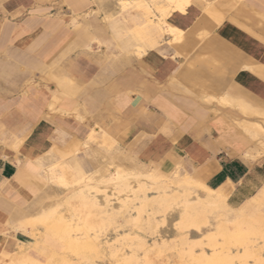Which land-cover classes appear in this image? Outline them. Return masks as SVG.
Segmentation results:
<instances>
[{"label": "crops", "instance_id": "1", "mask_svg": "<svg viewBox=\"0 0 264 264\" xmlns=\"http://www.w3.org/2000/svg\"><path fill=\"white\" fill-rule=\"evenodd\" d=\"M114 6L0 0V264H26L24 249L36 256L27 225L44 208V172L58 151L89 156L93 130L119 142L120 164L221 189L232 211L264 202L253 141L264 126V0H190L169 14L181 41H146L140 58L124 45L130 32L112 25ZM142 13L158 26L152 3ZM95 38L110 39L116 56L96 54ZM67 165L87 175L75 155Z\"/></svg>", "mask_w": 264, "mask_h": 264}, {"label": "rangeland", "instance_id": "2", "mask_svg": "<svg viewBox=\"0 0 264 264\" xmlns=\"http://www.w3.org/2000/svg\"><path fill=\"white\" fill-rule=\"evenodd\" d=\"M114 3V7L107 9L117 17L112 25L130 32L132 38L124 45L132 56L140 58L135 51L137 47L145 54L146 41L150 46L161 41L160 46L169 48V34H163L157 25L149 26L142 13L144 8L149 10L150 4L143 1L139 10L129 6L122 13L125 20L117 0ZM140 17L141 21H132ZM135 26H139L138 33L134 32ZM110 41L95 38L91 39V45L94 43L99 56L113 58L118 50L110 47ZM255 127L258 134L253 135L257 144L254 145L257 149L263 147L264 153V139H260L264 138V131ZM89 139L93 142L89 156L85 149H64L56 153V159H51L57 161L58 167L55 173L47 169L43 211L27 225L37 253L31 257L29 249H24L21 256L29 260L26 264H264V202L256 203L257 206L248 203L238 212L221 204L201 210L202 204L197 202H202V183L179 173L167 176L154 171L153 176L150 168L141 171L120 164L117 140L103 145ZM73 155L82 162L87 175H80L67 165ZM125 162L128 161L121 163ZM117 169L123 178L115 179ZM174 176H179L178 181L182 182H176ZM185 179L199 184L201 190L199 187L195 190L197 186L190 189L193 186L190 183L182 194L184 186L183 190L177 186ZM216 200L214 197L210 201ZM42 204L37 205L38 211ZM194 213L197 215L189 216Z\"/></svg>", "mask_w": 264, "mask_h": 264}, {"label": "bare ground", "instance_id": "3", "mask_svg": "<svg viewBox=\"0 0 264 264\" xmlns=\"http://www.w3.org/2000/svg\"><path fill=\"white\" fill-rule=\"evenodd\" d=\"M147 2L148 4H153V6H155V8H156V10H157V12H158V14H159V18H158V22H157V24H158V26L160 27V29L167 35V34H172V35H175V36H177V35H179L180 36V34H181V31L180 30H178V29H176V28H174V27H172L170 24H169V14L172 12V11H174V10H180V11H182V12H184L185 11V9H186V7L188 6V4H189V2H190V0H117V6L119 7V11H120V13L122 14V13H124V10L126 9V8H128L129 6H131V7H133V8H135V9H137V10H139L140 8V4L142 3V2ZM218 1V0H217ZM241 1V0H240ZM207 8V7H206ZM118 9V8H117ZM204 11V10H203ZM120 17V16H119ZM122 18L123 19H125L126 20V16L124 15V14H122ZM135 31V30H134ZM188 31H189V29H188ZM205 32V31H204ZM203 32V33H204ZM206 33H208V32H206ZM184 33L182 32V34L181 35H183ZM205 34V33H204ZM200 36H201V34H200ZM204 36H207V35H204ZM181 37V36H180ZM177 38H178V36L175 38L176 39V41L175 42H177L178 40H180L181 38H179L178 40H177ZM200 39V38H199ZM202 39H203V37H202ZM174 41V40H173ZM181 41V40H180ZM180 41H178V42H180ZM174 42V43H175ZM176 44V43H175ZM172 45V44H171ZM180 45V44H179ZM173 46V45H172ZM175 47V46H174ZM177 47V46H176ZM185 48V47H184ZM188 48H190V47H188ZM188 48L186 49V50H188ZM187 51H185V53H186ZM140 56V55H139ZM221 103V102H220ZM240 122V121H239ZM242 122V121H241ZM245 122V121H244ZM236 124H238V126H239V123H237V122H235ZM244 124V123H243ZM246 124H247V122H246ZM242 126H245V125H242ZM255 126H257V125H255ZM259 126V125H258ZM236 127V126H235ZM254 127V126H253ZM253 127H251V128H253ZM240 128V127H239ZM242 128V127H241ZM248 128V127H247ZM250 128V127H249ZM248 128V130H250ZM257 129V128H256ZM260 129H262L263 131H264V126H260ZM259 129V130H260ZM246 130V128L243 130V132ZM99 131V130H98ZM252 131H253V129H252ZM255 131V130H254ZM253 131V132H254ZM257 131L258 130H256L255 131V135L256 134H258L257 133ZM102 132V131H101ZM100 132V133H101ZM246 132V131H245ZM252 132V133H253ZM260 132H262V131H260ZM247 134H248V132H246ZM245 133V134H246ZM262 133H264V132H262ZM249 134H251V133H249ZM107 136V135H106ZM248 136V135H247ZM99 137H100V139H99ZM108 137V136H107ZM107 137H105V136H100L99 134H97L96 132H95V130H93V132H92V134H91V139L93 140V141H95V142H99V143H101V144H103V145H105L107 142H110V140H112L111 138L110 139H108ZM235 137V136H234ZM251 137V136H250ZM263 137V136H262ZM248 139V138H247ZM260 139L262 140V139H264V138H261L260 137ZM251 140V139H250ZM257 141H259L258 139H256ZM113 141V140H112ZM263 141V140H262ZM264 142V141H263ZM105 143V144H104ZM255 143V142H254ZM261 143V142H260ZM259 143V144H260ZM100 144V145H101ZM236 144V143H235ZM253 144V143H252ZM256 144V143H255ZM262 144V143H261ZM245 145H247V144H245ZM257 145V144H256ZM248 146V145H247ZM257 148V147H256ZM259 148H260V146H259ZM258 148V149H259ZM261 149H263V147L261 148ZM260 151V150H259ZM264 152V151H263ZM253 153H251V155H252ZM247 155H248V153H247ZM256 155V154H255ZM258 155H260V154H258ZM257 155V156H258ZM253 156V155H252ZM259 157V156H258ZM110 166H112V165H110ZM57 167H58V165H54V166H52L51 168H50V170L49 171H52L53 173H55L56 171H57ZM119 169V168H118ZM116 170V174H117V177L115 178V179H119L120 177H124V175L123 174H121V171L120 170ZM144 169H145V167H143V168H140V170L142 171H144ZM123 171V170H122ZM159 172V173H161V174H164V173H162V172H160L158 169H155V170H152V175L154 174L153 172ZM83 172V171H82ZM136 172V171H135ZM45 173V177H47V170L44 172ZM52 173V174H53ZM125 173V172H124ZM139 174H140V171L138 172ZM145 173V172H144ZM143 173V174H144ZM61 174V173H60ZM59 174V175H60ZM128 174V173H127ZM134 174V173H133ZM133 174H131V175H133ZM138 174V175H139ZM141 174H142V172H141ZM142 174V175H143ZM55 175V174H54ZM56 175H58V172H57V174ZM122 175V176H121ZM167 176L169 175V174H166ZM178 175V174H177ZM96 176V175H95ZM126 176V175H125ZM129 176V175H128ZM154 176V175H153ZM55 177H57V176H55ZM176 179H177V181L176 182H179L178 181V177L177 176H174ZM63 178V177H62ZM61 178V179H62ZM174 178V179H175ZM121 179V178H120ZM173 179V181H175ZM189 179V178H188ZM188 179H185V181L181 184V185H179V183L180 182H182L180 179V182L177 184V185H179V187L177 186V188H179V189H181V190H183L185 187H189V186H187L188 184L190 185V183L192 182V181H189ZM59 180V179H58ZM68 180V179H67ZM82 180V179H81ZM182 180H184V179H182ZM192 180V179H191ZM66 181V180H65ZM83 181H84V179H83ZM119 181V180H118ZM81 182V181H80ZM122 182V181H121ZM172 182V181H171ZM66 183V182H65ZM79 183V182H78ZM174 184H175V182H173ZM197 183V182H196ZM61 185V181L58 183V185ZM70 184V183H69ZM81 184V183H80ZM191 184H193V188L191 187V185H190V189H194V187H196V189L195 190H198V189H200V186H199V184H196L195 185V183H191ZM173 185V184H172ZM174 186V185H173ZM181 186H184V188L183 187H181ZM62 187V186H61ZM63 187H64V184H63ZM65 187H66V185H65ZM68 187V186H67ZM66 187V188H67ZM70 187V186H69ZM74 187V186H73ZM86 187H88V186H86ZM175 187V186H174ZM199 187V188H198ZM72 188V187H71ZM70 188V189H71ZM183 188V189H182ZM198 188V189H197ZM62 189V188H61ZM64 189V188H63ZM190 189H188V190H190ZM201 189H202V193H201V195H200V200L203 202H201L200 203V201L199 202H197V203H199V204H202L201 205V210H202V207H210V208H217L216 206H217V204H221L224 208H229L230 209V207L228 206L229 204H227V194L224 192V191H222L221 189H212V188H209L208 186H206L205 184H201ZM200 189V190H201ZM173 190V189H172ZM174 190H175V188H174ZM195 190H193L194 192H196ZM187 190H186V188H185V191H181V193L183 194V193H185ZM190 191H192V190H190ZM190 191H188V192H190ZM84 192V191H83ZM82 192V193H83ZM174 192V191H173ZM173 192H171L172 194H174ZM176 192V191H175ZM178 192V191H177ZM61 193V192H60ZM171 193L169 194V196L171 195ZM181 193H179L180 195H181ZM188 194V193H187ZM190 194V193H189ZM191 194H192V192H191ZM194 194V193H193ZM192 194V195H193ZM197 195L199 194L198 192L196 193ZM196 194H194V195H196ZM165 195V194H164ZM172 196V195H171ZM184 197V196H183ZM186 197H187V195H186ZM214 197H216L217 198V200L216 201H214V202H211L210 200L212 199V198H214ZM207 199V200H206ZM199 206V205H198ZM222 206L220 207V209H223L222 208ZM200 209V208H199ZM211 209V210H212ZM204 210V209H203ZM207 210V209H206ZM224 210H226V209H224ZM228 210V209H227ZM216 211H217V209H216ZM214 212V211H213ZM190 213H192V212H190ZM200 213V212H199ZM216 213V212H215ZM195 215H197V213H194V214H190L189 216L190 217H194ZM186 218H187V216H185ZM192 220V219H191ZM204 256H205V254H203ZM244 255H246V252H245V254Z\"/></svg>", "mask_w": 264, "mask_h": 264}]
</instances>
